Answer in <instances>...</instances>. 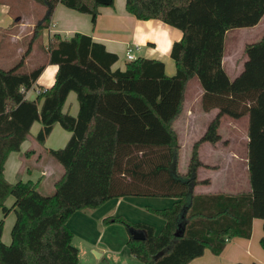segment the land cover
<instances>
[{
  "label": "trees",
  "instance_id": "obj_1",
  "mask_svg": "<svg viewBox=\"0 0 264 264\" xmlns=\"http://www.w3.org/2000/svg\"><path fill=\"white\" fill-rule=\"evenodd\" d=\"M31 1L45 9L34 39L49 28L59 5L90 15L93 25L103 7L95 0ZM126 10L139 20H161L182 31V40L171 51L176 75L168 76L163 62L146 58L114 71L119 57L79 33L69 39L59 34L50 38L48 62L58 66L56 83L41 90L34 101L26 98L27 93L45 65L23 71V59L12 69L0 68V211L4 216L16 213L9 246L2 242L0 220V264H78L70 218L118 198L176 200L173 207L151 209L165 221L160 233L152 225L124 217L106 219L107 224L126 227L127 248L143 264H190L207 249L219 256L231 239L252 237L254 219L264 223V37L246 46L244 71L235 80L223 67L227 32L257 26L264 17V0H126ZM193 78L204 90L203 109L219 112L194 145L183 175L173 122L182 113ZM71 92L80 107L77 117L64 112ZM225 115L249 117L251 191L197 195L194 188L209 183L197 178L202 166L199 147L221 140L218 131ZM36 122L42 125L36 137L42 145L56 124L72 134L64 148L49 150L64 168L49 197L39 193L37 183L13 184L4 175L9 155L20 152ZM10 197L15 198L11 209L6 207ZM133 231L144 233L145 239H134ZM261 246L264 249V236Z\"/></svg>",
  "mask_w": 264,
  "mask_h": 264
},
{
  "label": "crops",
  "instance_id": "obj_2",
  "mask_svg": "<svg viewBox=\"0 0 264 264\" xmlns=\"http://www.w3.org/2000/svg\"><path fill=\"white\" fill-rule=\"evenodd\" d=\"M29 1L31 0H0V49H2V46H6V39H9V44H14V46L17 47V54L11 61H15L29 51L27 57L24 58V66H26V61L34 55L33 46L30 50L26 47L27 39L31 38L34 43L40 37L42 31L45 30H42L37 38H33L35 27L44 15L37 23L34 22L35 20H30L29 17L33 11V7ZM14 4L19 6L17 11L14 10ZM262 20H264V17ZM148 21H158L159 23H152L149 25L147 23ZM260 23L258 25H260ZM257 26L252 27V29ZM46 29L48 30L46 34L48 37L47 46L50 38L54 34H59L62 38L69 39L77 33L90 36L95 42L103 44L108 52L116 54L119 57L118 62L112 66L114 71L126 69V65L129 61L126 60L125 54L128 47L133 45L140 47V52L137 53V59L146 58L161 61L165 64V71L168 76L172 77L176 75V64L171 57V51L173 45L182 40V31L161 20L137 19L127 12L126 0H114L113 6L101 7L100 15L95 25H93L90 15L71 10L64 5H59L55 10L51 25ZM233 41L235 43V40ZM247 45L244 46V49L242 48L243 51L241 56L238 57L237 51L239 47L231 48L228 54L225 44L223 67L232 81L239 77L244 71V65L247 60L245 55V48ZM48 61L49 58L47 57L44 62L45 64L40 65H45V70L38 79L35 87L27 93L26 98L28 100H36L41 90H49L55 85L56 75L58 73L57 66L49 64ZM191 86L195 87L191 90V95H189L188 98L187 90H189ZM203 96L204 90L199 79L193 78L190 80L186 87L182 113L173 122V128L178 135V141L181 147L178 167L179 172L183 175L187 174L189 170L194 145L206 134L210 124L217 117L219 112L218 109L205 111L202 105ZM79 108L77 95L71 92L64 106V112L69 113L73 117H77ZM239 120L244 121L247 132L245 135L244 150L237 152V150L233 151L231 148L228 150V141L222 138L221 132L223 128L228 127V124L233 125ZM36 124L37 122L32 126L30 135L22 144L20 152H13L9 155L5 164L4 175L5 179L13 184L18 181L37 183L39 191V186L42 185L44 178L49 177L51 171L54 172L50 165L45 163L40 164L41 157L43 155H49L52 158L49 154V150L64 148L69 142L72 134L63 129L59 124H56L45 144L42 145L36 141V137L42 125ZM230 129L232 130V128ZM248 129V116L241 119H233L225 115L221 118L218 131L221 140L216 144L204 142L199 147L198 157L202 166L198 168L197 178L201 183L204 181H209V183L197 185L194 188L195 194L202 196L216 194L236 195L251 191L248 168ZM234 132L238 133L237 130H234ZM189 141L192 143L190 160L188 169L184 173L180 170V155L183 146L189 143ZM31 146H33V148H31ZM31 161H34V163H31ZM36 168H40L41 172L34 170ZM242 173L245 174V182L249 180V187H246L247 190L239 192L235 190V184H238L237 181L242 178ZM60 179L54 183V189H56V183ZM175 202L176 200L174 203ZM174 203L172 205H174ZM14 204L15 198L11 197L7 200L6 207L11 209ZM136 205H139L142 211H144V209L161 210L171 207L169 206L170 203L158 201L157 199L140 200L138 197L118 198L110 200L98 209H86L76 212L70 218L68 225L75 236V230L71 226V221L75 218L74 216H77L79 213L82 214L81 216H86L89 220L82 217L84 220L82 221L80 230V235L82 236L81 244L84 248H88L90 252L96 255L98 254V258L106 256L112 257L114 258V263L138 264L137 262L140 261L131 255L127 248V242L130 236L126 229H122V225L120 227L119 223H111V225L107 224V227L102 233H99L98 230L100 228V223L106 221L107 218L124 217L132 223H146L152 225L156 228L157 232L158 227L156 226V220L151 218L154 215L145 212L147 218L136 219L130 214V211L132 213ZM14 212L4 216L3 212L0 211V220L4 221L2 242L7 246L12 243L10 229L13 228L14 221H12L10 226H6V224L8 223V219L13 216L12 213ZM84 212L90 213L86 215L87 213ZM77 220L75 221L77 222ZM163 222L165 225V221ZM158 226L161 227V224L159 223ZM107 232H109L108 237H106ZM101 235H103V239L105 240V247L102 249L98 247ZM263 236V221L261 219H254L252 223V237L250 239L233 238L228 242L221 255L216 256L207 249L202 257L193 260L190 264H264V249L261 246V239ZM90 260L91 259L88 257L85 262L87 264H92ZM96 264L99 263L97 262Z\"/></svg>",
  "mask_w": 264,
  "mask_h": 264
},
{
  "label": "rangeland",
  "instance_id": "obj_3",
  "mask_svg": "<svg viewBox=\"0 0 264 264\" xmlns=\"http://www.w3.org/2000/svg\"><path fill=\"white\" fill-rule=\"evenodd\" d=\"M31 6L33 7V11L30 14L29 19L30 20H35L34 22H38L40 20V18L44 15L45 13V9L43 6L35 3V2H31L29 1ZM18 5L14 4V10L17 11L18 10ZM48 30L45 29L44 31H42L40 37L33 43L31 38L27 39V49L29 50L32 46L34 48V55H32L29 60L26 61V66L23 67V71H30L33 70L35 67L40 66L42 64H45V60L47 59V42H48V37L46 36ZM264 36V20H262V22L260 23V25H258L256 28H244V29H237V30H231L227 33L226 35V39H225V44H226V52L229 54L231 48L234 47H239L238 51H237V56H241V53L244 49V46L247 44H254L256 42H259L261 40V38ZM235 40V43L234 41ZM9 39H6V46H2V49H0V68L1 69H12L14 67H16L21 60H23L24 58L27 57V55L29 54H25L22 55L21 57L17 58L15 61H11L12 59L15 58L16 54H17V47L14 46V44H9L8 43ZM8 43V44H7ZM1 47V46H0ZM243 48V49H242ZM195 86H191L189 88V90H187L188 92V98L189 95H191V90L194 88ZM187 95V93H186ZM40 123L37 122L36 125H39ZM35 125V126H36ZM232 128V130L230 129ZM236 128V129H235ZM234 130H237L238 133H235ZM247 129H246V125L244 123V121L239 120L237 122H235V124L233 125H229L228 127L223 128L221 135L222 138L225 139L226 141H228V150H230V148L233 151H240V150H244V143H245V135H246ZM37 141V139H36ZM38 142V141H37ZM39 143V142H38ZM191 141H189V143L185 144L183 146V150L181 152V159H180V170L181 172H186L188 169V164H189V160H190V150H191ZM31 148H33V146H31ZM31 163H34V161H31ZM48 164L51 166V169H53L54 172L51 171V174L49 175V177L44 178V181L42 183V185L39 186V192L43 195V196H52L55 193V189H54V183L60 179V177L64 174V168L62 167V165L60 163H58L57 161L53 160L49 155H43L41 157V161L40 164ZM34 170H38V172H41L40 168H36ZM241 179L239 181H237L238 184H235V190L237 191H245L247 190L246 187H249V180H247V182H245V174L242 173L241 174ZM245 182V183H244ZM241 184V185H239ZM11 198V197H10ZM138 199L140 200H146V199H157L158 201H165L170 203L169 206L173 207V203H174V199L172 198H148V197H138ZM147 206V205H144ZM14 212V211H11ZM10 212V213H11ZM145 212H149V214H152L154 216H150L152 219L156 220V226L158 227V231L157 233H160V231L163 228L164 225V220L162 217H160L157 214H154L151 209H144V211H142L139 207V205H136V208L133 209L132 213L130 211V214H132L134 216V218L138 219V218H147L146 213ZM87 213L86 215H89L88 213L90 212H84ZM13 216H11L8 219V223L6 224V226H10L12 221H16V215L15 212L12 213ZM82 214H77V216H74L75 218L71 221V226L73 227V229L75 230V236H74V240H73V245L79 250L80 252V260H79V264H87L85 261L86 259L89 257V259H91V263L92 264H96L97 262L99 264H118V263H114V258L106 256V257H102V258H98V256L93 253L90 252V250L87 248H84L82 243V236L80 235V230L82 227V221L84 220L83 218H86V216H81ZM83 217V218H82ZM155 217V218H153ZM79 221H78V220ZM88 219V218H86ZM159 219V220H158ZM77 220V222L75 221ZM89 220V219H88ZM128 220V219H127ZM87 221V220H85ZM130 221V220H128ZM161 224V227L158 226V224ZM115 224V223H112ZM111 225V224H108ZM122 224H120L119 226L121 227ZM13 227V226H12ZM11 227V228H12ZM107 227V223H105V221H103L102 223H100V228L99 233H102L103 230H105V228ZM122 229H126V227L124 225H122ZM111 231V230H110ZM127 231V229H126ZM12 233V229H10V235ZM109 236V232L106 233V237ZM99 245L98 247L100 249L105 247V240L103 239V235L100 236L99 239ZM104 258V259H103ZM89 261V262H90ZM93 261V262H92ZM138 264H143L142 262H137ZM121 264V263H120Z\"/></svg>",
  "mask_w": 264,
  "mask_h": 264
},
{
  "label": "water",
  "instance_id": "obj_4",
  "mask_svg": "<svg viewBox=\"0 0 264 264\" xmlns=\"http://www.w3.org/2000/svg\"><path fill=\"white\" fill-rule=\"evenodd\" d=\"M95 1L103 7H109L113 3V0H95ZM132 235H133L134 239H136V240H144L145 239L144 233L139 232V231H133ZM176 236L177 237L181 236V233L179 231H177ZM97 256L99 257L98 254H97Z\"/></svg>",
  "mask_w": 264,
  "mask_h": 264
},
{
  "label": "built area",
  "instance_id": "obj_5",
  "mask_svg": "<svg viewBox=\"0 0 264 264\" xmlns=\"http://www.w3.org/2000/svg\"><path fill=\"white\" fill-rule=\"evenodd\" d=\"M139 52H140L139 46L131 45L130 47H128L126 54H125L126 60L129 62L135 61L137 59V53Z\"/></svg>",
  "mask_w": 264,
  "mask_h": 264
},
{
  "label": "clouds",
  "instance_id": "obj_6",
  "mask_svg": "<svg viewBox=\"0 0 264 264\" xmlns=\"http://www.w3.org/2000/svg\"><path fill=\"white\" fill-rule=\"evenodd\" d=\"M149 25H151L152 23H159L158 21H148L147 22ZM57 70H58V66H57Z\"/></svg>",
  "mask_w": 264,
  "mask_h": 264
}]
</instances>
